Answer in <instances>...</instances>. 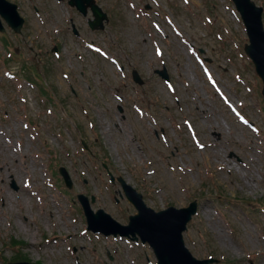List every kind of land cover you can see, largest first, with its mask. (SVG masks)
<instances>
[{
    "label": "rangeland",
    "instance_id": "rangeland-1",
    "mask_svg": "<svg viewBox=\"0 0 264 264\" xmlns=\"http://www.w3.org/2000/svg\"><path fill=\"white\" fill-rule=\"evenodd\" d=\"M9 1L25 22L0 38V264H156L147 245L86 230L78 194L122 225L136 213L108 172L154 211L196 200V258L264 264L262 82L231 1L96 0L103 31L68 0Z\"/></svg>",
    "mask_w": 264,
    "mask_h": 264
},
{
    "label": "water",
    "instance_id": "water-1",
    "mask_svg": "<svg viewBox=\"0 0 264 264\" xmlns=\"http://www.w3.org/2000/svg\"><path fill=\"white\" fill-rule=\"evenodd\" d=\"M240 13L250 40V45L245 47L246 53L253 60L257 74L264 83V30L261 22L262 9L257 8L250 0H232ZM71 6H75L83 15L90 7L94 20L90 21L92 29H102L103 21L107 16L94 3V0H69ZM0 16L15 33H20L23 19L17 12V6L7 0H0ZM0 20V31H3ZM166 77L165 73H161ZM134 80L142 83L138 75L133 73ZM264 96V87L262 90ZM66 184L70 187L69 178L64 169H60ZM113 180V178H112ZM127 200L135 207L137 214L129 217L126 226L118 224L103 210L96 214L90 209L88 200L79 196L85 215L87 217L88 230L102 232L104 235L131 236L133 240L138 238L143 244H148L157 259L158 264H213V259L198 260L189 252L183 241V232L186 231L187 223L196 213L197 203L191 202L185 208L168 207L165 210L155 212L143 202L141 194L128 185L122 178H118ZM28 264V263H15Z\"/></svg>",
    "mask_w": 264,
    "mask_h": 264
},
{
    "label": "bare ground",
    "instance_id": "bare-ground-1",
    "mask_svg": "<svg viewBox=\"0 0 264 264\" xmlns=\"http://www.w3.org/2000/svg\"><path fill=\"white\" fill-rule=\"evenodd\" d=\"M227 136H229V137H230V133H228V135H227ZM230 138H231V137H230ZM230 138H229V139H230ZM227 142H228V138H227ZM232 143H233V141H232V140H229V144H230V145H232ZM235 143H236V142H235ZM236 144H238V143H236ZM236 144H235V145H236ZM239 146H241V145L239 144Z\"/></svg>",
    "mask_w": 264,
    "mask_h": 264
}]
</instances>
